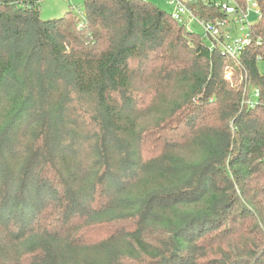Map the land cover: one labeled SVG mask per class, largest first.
<instances>
[{"label":"trees","instance_id":"1","mask_svg":"<svg viewBox=\"0 0 264 264\" xmlns=\"http://www.w3.org/2000/svg\"><path fill=\"white\" fill-rule=\"evenodd\" d=\"M40 1L0 0V264H264V0L236 61L146 0Z\"/></svg>","mask_w":264,"mask_h":264},{"label":"built area","instance_id":"2","mask_svg":"<svg viewBox=\"0 0 264 264\" xmlns=\"http://www.w3.org/2000/svg\"><path fill=\"white\" fill-rule=\"evenodd\" d=\"M169 4L173 7L170 12V17L176 21L179 25L183 26L185 30L191 31L192 25H198L203 34L201 35L206 41H208L209 47L218 48L223 55L229 57V59L236 61L240 55L245 51L247 47L252 46L253 39L249 34V28L251 23L248 22L247 6L245 9H240L237 7L234 0H203L205 3L218 8L222 11L223 15L227 18L223 21H202L198 19L192 10L194 2H189L187 0H167ZM255 7V5H254ZM255 15L259 18V12L255 8ZM233 23L234 30L241 32V36L235 38L231 44H227L230 31L232 27L230 24ZM255 44L259 47L263 45V39L260 37L256 38ZM264 60V50L262 54L255 56V62L257 64L262 63ZM231 74V71L228 70ZM254 91V98L258 97V91ZM250 106L254 105V101L247 100Z\"/></svg>","mask_w":264,"mask_h":264},{"label":"rangeland","instance_id":"3","mask_svg":"<svg viewBox=\"0 0 264 264\" xmlns=\"http://www.w3.org/2000/svg\"><path fill=\"white\" fill-rule=\"evenodd\" d=\"M146 1L154 4L160 10L165 11L167 13L171 12L173 8L167 0H146ZM187 1L194 2L195 0H187ZM81 4H82V0H41L39 4L40 17L42 20L56 19L62 17L64 13L67 12L69 9L77 12ZM247 15H248V22L253 24L256 20V15H255L254 3H252L251 1L247 3ZM230 26L232 27V29L230 31L227 44H231L235 38L241 36L240 31L234 30L233 23H231ZM191 31L198 35L203 34L202 29L198 25H192ZM257 67L260 72H264V63H259ZM224 79L227 80L230 84L233 83L232 75L228 72V70L225 71L224 73ZM249 99L252 101L256 100L254 98V91L252 88H250L249 90ZM48 216H49V222H52L55 217L56 219L58 218L59 212L57 214L55 211H51L49 212ZM2 229L3 228H0V232L2 231ZM83 232L81 233V235L84 237L85 240H88V232L86 231ZM10 259L14 260L13 258ZM12 264H14V262Z\"/></svg>","mask_w":264,"mask_h":264}]
</instances>
